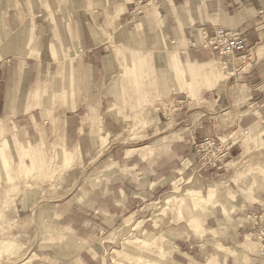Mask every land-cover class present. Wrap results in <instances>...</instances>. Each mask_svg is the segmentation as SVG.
I'll list each match as a JSON object with an SVG mask.
<instances>
[{
	"label": "rangeland",
	"instance_id": "obj_1",
	"mask_svg": "<svg viewBox=\"0 0 264 264\" xmlns=\"http://www.w3.org/2000/svg\"><path fill=\"white\" fill-rule=\"evenodd\" d=\"M41 4L43 11L35 20L38 25L45 26L42 28L44 32L34 33L36 36L33 47L37 51L30 52L29 55L35 57L38 53L36 59L44 58L53 64L46 82L38 86L35 84L26 86L22 91L20 114L8 118L9 124H13L14 127L16 125L13 132L18 138L17 141L25 139L22 138L24 135L19 137L18 134L24 127H27L30 133L26 136V143H21L28 150L27 154L22 153L20 147L13 144L14 139L8 134L6 135L8 145L5 140L3 149L6 151L9 166L5 167L3 159L0 158V264H38L39 261H32L35 255L29 253L40 243V246L60 244L61 247L66 245L74 247L67 238L56 233L49 215L55 205L59 204L63 213L67 209L64 206L69 202H80V199L98 182L101 183V178L109 172L108 170L117 168L116 160L105 155V149L112 142L122 144L123 147L151 144L153 149L147 156H152L163 136L167 139L165 135L182 127L203 128V118H206V123L211 127L210 137H219V130L226 135L219 137L221 142L233 136L230 138L233 144L223 160L225 167L208 173L199 170L184 171L181 168L184 165L181 163L186 159L178 158V166L182 173L176 171L179 174L172 179L166 190L147 202L142 203L139 197L132 199L130 204L134 206L133 211L136 212L132 214L133 211L129 213L127 210L126 213L130 216L125 218L124 222L120 221L118 229L105 227L95 230L81 242L87 245L103 243L105 247L101 254L105 257L104 264H144L141 262L146 257L150 261L153 256L161 257L157 248L158 242L166 251L164 254L168 260L173 263L172 251L177 246L180 247L181 252L179 251L177 256L181 262L175 263L194 264L189 258L191 257L198 264H206L207 259L212 257L214 264H264V254H260L264 244L257 240L259 237L264 238L262 229L253 224V218L247 217L250 210L259 211L263 205L257 201L240 200L241 210L228 213L224 204H228L234 197L235 199L245 197L246 189L249 187L252 189L264 180L262 145L249 146L247 142L242 156L237 157L242 151L241 129L249 132L251 129L254 134L257 124L252 126L242 124V117L236 108L240 105L242 108L248 107V92L241 80L227 78L229 70L232 69L228 70V65L224 68L225 65L217 57L210 60L207 65L195 62L197 66L194 65L195 68L191 69L203 72L210 65L208 70L212 72L217 67L213 61L217 60L223 65L221 71L225 74L224 77H220L221 80H217L215 76L209 77L212 79L209 84H216L217 87L210 96H205L207 101L200 100L197 95H192L185 89V70L178 59L168 67L170 71L167 68L160 70V75L153 63L152 65L141 63L140 59H135L132 65L128 63V58L132 55L142 56L150 53L152 58L153 49L130 47L128 43L122 45V36L126 38L127 31L119 26L118 19L109 21L107 12L111 5L108 4L104 11H100L102 16L98 18L94 9L98 5L88 0L79 12H74L76 4L74 0H43ZM16 6L22 12L26 7L21 2H17ZM147 7L144 4L141 10ZM118 9L115 4L114 15L118 14ZM20 18L24 21L27 19L24 16ZM0 22L6 25V17L0 16ZM256 25L259 29L264 28L263 23L259 25V22H256ZM4 31L9 32V29L5 27ZM122 31L125 33L122 34ZM241 31L247 36L246 30ZM10 34L12 33L3 35L10 37ZM260 36L257 44L248 43L246 50L232 56L231 60L243 57L244 70H253V66L264 70V53L255 52L249 55L251 50H256L257 46L264 42V33H260ZM99 40L103 45L99 49L97 67L88 68L86 58L89 50ZM13 50L11 46L8 51L10 55L20 56L22 53L19 49ZM182 60L190 63L185 56ZM85 72L93 74L94 80L90 86L92 93L79 96L84 92V88L80 89L79 85ZM67 73H72V78H76L70 85L62 80V74ZM261 80V86L264 88V73ZM174 83L176 86H172ZM0 87L2 89V86ZM74 90L78 94L75 98ZM0 93L1 101L2 92ZM125 97L129 102H124ZM69 103L72 104L71 107ZM158 107L166 116L161 117L160 123H154L152 110ZM44 113L69 115V133L72 134V131L80 126V141L85 144L80 143L79 147L71 143L65 144L60 137V124L51 126L49 122H45ZM178 119L182 122L176 123ZM37 130L40 131L39 134ZM256 136L264 140V136ZM248 138L249 134H245L244 142ZM202 140L203 138L198 144ZM72 141L73 139L70 140ZM1 148L0 145V150ZM255 153L262 155V161L243 162ZM234 157L237 158L229 163ZM191 158L192 161L199 162L202 169L207 170L211 166L199 161L196 151ZM239 158L240 163L237 162ZM185 162L187 164L189 159ZM44 169L48 171L47 176L44 175ZM234 172H237L234 176L235 185L228 181ZM189 176L194 178L193 183L183 184V180L181 182L177 180ZM175 180L179 182L178 190L173 189ZM222 181H228L227 185L215 184ZM209 187L216 188V196ZM231 192H234V197L231 196ZM192 194L209 200L207 203H201V199L195 201ZM208 195H212V198ZM258 197L264 201V187L260 188ZM167 199L168 202H165ZM261 213L264 217V212ZM248 231L255 232L254 236L248 234ZM246 235L255 244L250 250L243 246ZM159 236V241H151ZM189 241L194 244L191 248L186 247ZM246 253L247 258L242 261ZM46 263L58 264L57 259L54 261L52 258Z\"/></svg>",
	"mask_w": 264,
	"mask_h": 264
},
{
	"label": "crops",
	"instance_id": "obj_2",
	"mask_svg": "<svg viewBox=\"0 0 264 264\" xmlns=\"http://www.w3.org/2000/svg\"><path fill=\"white\" fill-rule=\"evenodd\" d=\"M41 1L43 2V0H0V16L6 17V25H2L0 22V86H2V89L0 87V92H2V100L0 101V145L2 146L0 158L3 159L5 167L9 166L6 151L3 149L7 141L6 135L11 134V137L14 139L13 144L17 145L18 148L20 147L19 150H21L22 153L27 154L26 152H28V150L25 145H21V143H26V136L30 133L29 129L24 127L18 134L19 137L24 135L25 137L22 138L25 139H21V142L17 141L18 138L13 132L16 125L14 127L13 124H9L8 118L17 115V113L20 114L22 108V91L25 90L27 85L32 84L34 86L35 84L38 86L46 82L50 77L49 70L53 64V62L46 61L44 58L40 60L36 59L39 56L37 55L38 53H36L35 57L29 55L30 52L34 53L37 51L35 50L36 48L33 47L34 36H36L34 33L44 32L42 28L45 26L38 25L35 20V18L40 15V12L43 11L41 8ZM74 1L76 3L74 12H79L81 10L80 8L84 7L86 4V0ZM88 1L94 5H98L94 8L98 18L102 16V12L100 11H104L108 4L111 5V8H109L107 12L110 18L109 21L118 19L119 26H121L122 29L124 28V31H127L126 38L122 36L121 43L123 46L125 43H128L130 47L153 49L152 58L150 53L143 54V57L141 55H132L128 58V63L132 65L135 59H140L141 63L148 65H152L153 63L154 68H156L155 70H159L158 74L160 75V70L165 68L169 70L168 67H171L172 62L178 59L185 70V89L192 95H197L200 100L207 101L205 96H210L211 92L217 87L216 84H209L212 80L209 77L215 76L217 80H221L220 77H224L225 74L221 72V74L216 75L217 70H215V73H211L208 70L210 65L207 70L203 72L199 71V69L198 71H196V69H191L194 65L197 66L195 62H202L203 65H207L210 60L217 57L221 60L222 64L225 65L224 68L228 65L229 67L227 69H232V71L229 70L227 78L234 77L235 80H241L242 85L247 87L249 99L248 107L242 108V105H240L236 108L240 117H242V124L243 126L257 124L254 134L251 132V129L250 132H246V134H249V138L246 139V142H244V129H241L243 132L240 133V146L242 151L237 157L242 156L245 143L247 142H249V146L260 144L262 145L261 148L264 147V140L256 136H264V88L261 86V77L264 70L255 66H253V70H244V65L242 64L244 62V60H242L243 57L235 58L233 61L231 60L232 56L220 58L217 53L206 44L207 38H210L218 27L235 30L244 29L247 31L246 46L248 43L252 44L255 42V44H257L261 37L260 33H264V28L259 29V26L256 25V22H259V25L262 23L264 24V0H149L155 3L158 12V17L152 15L153 18H149V15L146 14L149 6L144 10H137L138 5H146L148 0ZM17 2L26 5L24 12L20 11V8L16 6ZM117 2H124V7L119 8L118 14L114 15L115 13L113 10ZM22 16L27 19L25 21L22 20L20 18ZM5 27L12 33L10 37H4V33L5 35L9 33L4 31ZM124 33L125 32L122 31V34ZM6 37H8V39H6ZM10 43H12L11 46L15 51L19 49L23 54L21 53L20 56L14 54L10 55L8 52L11 49V46H9ZM102 45L103 44L100 43L99 40L95 45L91 46L89 55L86 58L88 68H93V66L97 67L96 62L99 60L98 54ZM255 52L258 54L264 53V42L260 43L256 50H251L249 55H253ZM184 56L188 58L190 63L183 62L182 58H184ZM216 63H218L217 65L219 66H223L217 60L213 61V64L216 65ZM8 64L10 67H8ZM155 66H158V68ZM167 76H169V73ZM72 77V73L62 74V80L69 83V85L71 81L76 80L75 77ZM93 80V74L90 75L86 72L82 74L79 88L81 89L83 87L84 92L80 93L79 96L86 95L87 93V95H90L92 93L90 86ZM174 85L175 83L172 84V86ZM75 86L74 82V87ZM175 93L176 92H174V94ZM70 95H72V93ZM73 96L74 98L78 96L75 90ZM58 102L60 101L58 100ZM124 102H129V99L125 97ZM71 106L72 104L69 103V107ZM166 108H168V105H166ZM76 110H78V108ZM32 116L34 117L33 114ZM164 116H166V113L164 111L162 112L161 108L158 107L152 110V120L154 123H160L162 121L161 117L164 118ZM180 119H178L176 123H181L182 121H179ZM43 120L49 122L51 126H56V123L60 124V137L63 138L65 144L71 143L78 147L80 143L85 144L80 141V126H78L76 130L72 129V134L69 133V115H59L58 113L47 115L44 113ZM203 121V128L191 127L188 129L182 127L175 132H171L169 135H165L167 139H164L163 136L161 138L163 140L159 141L161 143H159L158 148L152 156H147L152 152L153 146L151 144H144L142 146L127 145L123 147L122 144L120 145L116 144V142H112L105 149V155L116 160L117 168L108 170L109 172L105 173L101 178V183L99 184L98 182L85 197L80 199V202H69L67 206H64L67 207V209L63 213L60 211L61 208L59 204L58 206L55 205L53 212L49 215L52 220H50L51 225L56 230V233L67 238L71 244H74V247L70 245H66L68 247H61L60 244L40 246V243L30 250L29 254L35 255L32 261H39L38 264H47L46 261L52 258L54 261L57 259L58 264H104L105 257L101 254L102 249L105 247L103 243L97 242L87 245L81 241L95 230H101L105 227L109 229H118L121 224L120 221L122 220L124 222V219L128 218L130 216L129 213L133 211L134 206L130 204L131 201H133L132 199L139 197L142 199V203L143 201L147 202L153 199L168 188L172 179L179 174L177 173L178 171L182 173V171H180L181 168L184 171L199 170L205 173L206 171L208 173L214 171V169L218 171L224 168L225 164L223 160H225V158L217 162L215 166L211 165L207 170L202 169L199 162H196V160L192 161L193 159L191 157L192 155L194 156L195 148L200 139L210 136L212 133L211 127L206 123V118H203ZM34 122L37 123L36 121ZM37 133L39 134L40 131L37 130ZM221 135L224 136L225 134L219 130L218 136L220 137ZM71 139H73L72 142H70ZM156 143L158 144V142ZM78 152H80V149ZM180 157H184L186 159L185 161L189 159L187 164L185 161L181 163V165H184L181 168H179L177 162V159ZM237 157L229 160V163ZM261 158V154L255 153L246 158L243 162L245 163L248 160H253L254 162L258 160L262 161ZM237 162L240 163L241 158H239ZM28 171L30 172L31 170ZM236 173L237 172L231 174L228 180L234 185V176ZM242 173L244 174V172ZM44 175H48V171L45 169ZM177 180L180 182L183 180V184L195 181L191 176L184 179L179 178ZM228 181L216 182L215 184L217 186H223L227 185L226 182L228 183ZM261 183L257 184V186H254L252 189H250V187L246 189L247 194L245 197L242 198L240 196L237 198L238 200L235 199L234 192H231L230 194L234 199L228 204L224 203L228 213L230 211L241 210L240 200H243L245 202L257 201L263 205V208L259 211L250 210V214L247 212L248 218L252 219L253 214L261 215V212H264V201L258 197V192L261 187H264V180H262ZM209 188L213 189V193L216 196V188ZM142 203L141 205H143ZM127 210H129V213H126ZM135 212L136 210L133 211L132 214ZM214 213L215 212H213V215ZM228 220H230V217ZM251 222L253 223V220H251ZM66 231L67 233H65ZM252 232L253 231H248L247 233L253 235ZM193 245L194 244L189 241L186 247L191 248ZM221 246L225 247V245L222 244ZM174 248L175 249L172 248V253L174 252L172 259H174V262H181L180 257L177 256L180 247L175 246ZM35 249L37 252H33ZM247 254L248 253L245 254L242 261L247 258ZM174 257L178 259L175 260ZM227 257H229V255ZM189 258L190 260L192 259L191 261L194 264H198L193 258Z\"/></svg>",
	"mask_w": 264,
	"mask_h": 264
},
{
	"label": "built area",
	"instance_id": "obj_3",
	"mask_svg": "<svg viewBox=\"0 0 264 264\" xmlns=\"http://www.w3.org/2000/svg\"><path fill=\"white\" fill-rule=\"evenodd\" d=\"M247 37L241 30L227 29L218 27L214 34L207 38L206 44L209 45L220 58H227L236 54L243 53L246 46ZM246 131V130H245ZM225 142H221L219 137H204L196 147V156L204 165L215 166L217 162L225 158L229 148L233 144L230 138ZM254 225H258L262 229L264 237V217L260 214H253ZM258 242L264 244V238H258ZM260 254H264V249L260 250Z\"/></svg>",
	"mask_w": 264,
	"mask_h": 264
},
{
	"label": "bare ground",
	"instance_id": "obj_4",
	"mask_svg": "<svg viewBox=\"0 0 264 264\" xmlns=\"http://www.w3.org/2000/svg\"><path fill=\"white\" fill-rule=\"evenodd\" d=\"M146 5L149 6V8L147 9L148 11L146 13V14L149 15V18L152 17V15H154L155 17H158V12L156 10L155 3L149 1ZM117 6L119 8H123L124 7V2H117ZM141 7H142V5H138L137 10L138 9H141ZM217 64H216V66H217L216 67V70H217L216 75L217 74H221V72H222L221 70H222V67H223V66H218ZM211 73H215V70H213ZM246 132L247 131L244 130V134H246ZM178 187H179V182L178 181L174 182L173 189L178 190ZM209 196L212 198V195H208V197ZM193 198H194L195 201L196 200L199 201V199H201V203H205V202L207 203L208 202L207 200H209L206 197L205 198H200V196H197L196 197V195H193ZM168 200L169 199L165 200V202L166 201L168 202ZM262 215L263 214L261 213V218H263ZM252 233H253V236H254L255 232H252ZM155 240L159 241L160 240V236L157 237V239L156 238H153L151 241H155ZM243 246L246 249H249L250 250V249H252V248L255 247V244L252 242V240L250 239V237L246 235V240L243 242ZM157 248H158L159 253H161V255H160L161 257H155V256H153L152 260L150 261V260L146 259L147 257L145 256L146 258L144 260H142L141 263H144V264H182V263H175V262L173 263V262L169 261L168 258H167V255L164 254V253H166V251L162 248V246L160 245V242H158ZM115 251H118V250H115ZM159 260H161V261H159ZM206 264H214L213 263V258L212 257L208 258L207 261H206Z\"/></svg>",
	"mask_w": 264,
	"mask_h": 264
}]
</instances>
